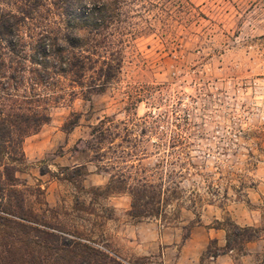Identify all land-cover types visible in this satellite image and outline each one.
I'll use <instances>...</instances> for the list:
<instances>
[{"label": "rangeland", "instance_id": "374dc122", "mask_svg": "<svg viewBox=\"0 0 264 264\" xmlns=\"http://www.w3.org/2000/svg\"><path fill=\"white\" fill-rule=\"evenodd\" d=\"M18 1L0 6L15 11ZM117 9L107 30L120 59L116 78L89 99L50 107L49 120L22 142L19 186L39 187L50 206L65 204L69 230L122 264H164V229L185 237L195 225L213 228L226 244L234 225L261 228L264 0H119ZM73 113L78 122L67 131ZM104 118L113 139L104 141L105 157L93 158L91 130ZM74 165H84L76 180L85 190L121 173L129 183H163L165 212L132 219L128 193L95 197L60 180L61 168ZM246 243L226 250L212 239L201 261L229 252L239 262Z\"/></svg>", "mask_w": 264, "mask_h": 264}, {"label": "trees", "instance_id": "16d2710c", "mask_svg": "<svg viewBox=\"0 0 264 264\" xmlns=\"http://www.w3.org/2000/svg\"><path fill=\"white\" fill-rule=\"evenodd\" d=\"M118 2L19 0L15 11L0 6V264H122L88 234L69 230L70 208L50 206L39 187H20L16 176L26 164L22 142L49 120L50 107L78 95L89 99L116 78L120 59L107 30ZM70 117L75 120H67V131L78 122L76 114ZM107 120L92 127L93 158L105 157L104 141L113 139V122ZM83 168L62 167L59 179L95 197L128 193L129 216L135 220L165 212L163 183H129L131 175L121 173L111 174L103 188L85 190L76 180ZM79 200L76 195L74 204ZM233 227L226 250L233 242L264 239V224Z\"/></svg>", "mask_w": 264, "mask_h": 264}, {"label": "crops", "instance_id": "0c3cea01", "mask_svg": "<svg viewBox=\"0 0 264 264\" xmlns=\"http://www.w3.org/2000/svg\"><path fill=\"white\" fill-rule=\"evenodd\" d=\"M213 231L218 230L195 225L182 237L179 231L164 229V264H254L255 260H258V264H264L262 238L246 243V253L240 257L239 262L229 252L218 254L208 262H202L201 251L210 240L214 239L220 248L225 246L224 232Z\"/></svg>", "mask_w": 264, "mask_h": 264}]
</instances>
